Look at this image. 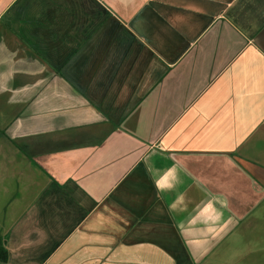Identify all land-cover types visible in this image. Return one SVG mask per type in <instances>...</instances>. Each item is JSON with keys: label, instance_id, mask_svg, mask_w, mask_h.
Instances as JSON below:
<instances>
[{"label": "crops", "instance_id": "0c3cea01", "mask_svg": "<svg viewBox=\"0 0 264 264\" xmlns=\"http://www.w3.org/2000/svg\"><path fill=\"white\" fill-rule=\"evenodd\" d=\"M4 264H264V0H0Z\"/></svg>", "mask_w": 264, "mask_h": 264}, {"label": "trees", "instance_id": "16d2710c", "mask_svg": "<svg viewBox=\"0 0 264 264\" xmlns=\"http://www.w3.org/2000/svg\"><path fill=\"white\" fill-rule=\"evenodd\" d=\"M7 260V252L2 244V238H0V264H4Z\"/></svg>", "mask_w": 264, "mask_h": 264}]
</instances>
